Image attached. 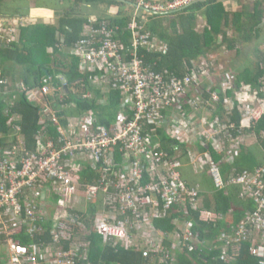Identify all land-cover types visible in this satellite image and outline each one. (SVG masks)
<instances>
[{"label": "trees", "instance_id": "trees-1", "mask_svg": "<svg viewBox=\"0 0 264 264\" xmlns=\"http://www.w3.org/2000/svg\"><path fill=\"white\" fill-rule=\"evenodd\" d=\"M11 1L13 0H0V19L28 18L41 6H51L47 14L56 17L53 23L41 19L22 25L16 30L12 29L13 39L8 44L0 40V136L9 133V119L20 115V134L27 151L31 153H37L40 146L46 147L50 144L54 149L62 148L64 142L59 139L64 138L66 131L73 136L78 129V123L86 117L91 120L92 132H96L99 127L111 131L114 126L128 124L135 117V111L131 110L129 103L123 106L125 96L119 83L114 86L112 80L106 83H102L103 80L97 82L95 78L100 73L89 69L83 71L81 61L71 56L67 50L83 38L82 29L90 23L98 27L106 20L110 28L116 29L115 40L119 41L120 37L122 42L130 43L128 24L135 17L150 35V41L157 44L155 50H140L145 62L155 73L161 75L165 81H171L173 77L182 79L191 71L200 70L199 64L205 67L201 63L205 61L210 76L216 82L212 85L205 82V86H199L201 89L204 86L202 92L192 98L196 106L185 104L181 111L175 110L184 117L194 114L193 112L200 114L202 109L210 111L209 120L214 124V136L212 140L203 138L201 142L205 144L204 147L200 143L202 147L197 145V149H193H196L195 152H192V143L179 142L170 134L172 126L168 123L151 124L144 119L140 122L141 138L144 141L148 139L149 143L146 142L138 148L135 146L137 149L130 148L134 152L128 149V144L132 141L129 136L126 142L111 146L105 153L112 161L111 168L106 167L103 161L93 163L90 150L84 149L80 157L72 158L77 165V168L69 170L72 177L78 178L81 185H96L101 195L96 205L85 212H76L79 217L74 212L78 222L87 228L85 235L91 236L82 237L77 240V244L73 241L62 242L66 251L74 250L75 264H260V258L254 256L251 250L264 238V227L253 221L255 214L264 217V207L262 208L263 204L260 205L264 191L260 190L262 193L255 198L248 197L247 194L257 193V185L247 183V186H242L235 182L246 175L255 180L256 184L264 185V171H261L264 170V114L257 122L250 123V127H243L244 107L234 97L238 90L248 87L251 94L256 91V99L264 100V92L261 91L264 88V43L259 44L264 39V0H237L240 4L237 11L227 10L224 0H197L169 12L143 11L137 8L139 0H56L59 3L54 5L49 0H26L16 6H12ZM98 4L115 5L119 8L118 13L109 15L104 11L102 14L105 20H91L96 12L92 8ZM200 17L204 22L201 29L198 27ZM4 28L9 29L10 26L4 25ZM162 46L165 48H161ZM248 46L253 51L260 47L258 57L250 63L245 58L235 67L233 63H236V59L241 60L240 56ZM221 48L235 58L217 62L214 54L217 55ZM216 71L222 72L221 80L214 75ZM60 74L66 76V84L58 77ZM47 75L52 76L54 92L43 96L45 104L40 105L28 98V92L39 91ZM223 82L232 83L231 88L226 89ZM89 92L90 96H86ZM62 93L63 99L56 96ZM214 93L217 101L212 99ZM198 114L194 115L199 116ZM55 117L58 118L57 123L54 121ZM16 142L13 139L10 146L17 145ZM212 142H216L218 148H214ZM236 142V153L227 149ZM141 148L151 154H163L158 167L152 162L148 163V156L140 152ZM137 150L140 153L136 154ZM199 152H209L211 160L219 164L224 184L222 189L216 188L212 180L209 185L204 176L200 178L193 157ZM66 160L70 162L71 158L67 156ZM168 160L178 163L175 170L180 174L181 181L188 189L197 190L202 204L209 205L213 200L215 204L214 207L205 206L206 209L202 207L192 210L191 206L187 207L191 214L192 235L199 241V247L195 248L190 240L183 239L184 234L171 224L167 226V230L174 235L171 240L162 242L169 250H163L157 255H168L173 245V258L143 263L141 253L122 249L120 242L97 237L93 220L100 210L111 208L104 204L103 194L125 190L118 188L117 184L120 181L119 176L128 172L127 167L130 168L138 162L145 169L153 170L156 167L166 170L165 164ZM146 176L151 182L159 184L157 174L152 176L148 172ZM195 176L200 178L199 184H195ZM159 208L160 222L168 224L180 209L178 204L173 203L163 216L161 212L164 210H161V206ZM209 209L212 211H208ZM201 211L214 213L215 216L210 220H202ZM129 216L133 218L132 212ZM227 217L232 220L229 225L225 222ZM53 224L48 223V227H53ZM74 226H71L73 234L76 237L83 235ZM15 238L23 245L40 244V240L48 244L52 242L48 235L42 238L37 236L40 239L33 240L26 232ZM5 241V236L0 234V245H5ZM0 258L5 259L7 255L0 251Z\"/></svg>", "mask_w": 264, "mask_h": 264}, {"label": "built area", "instance_id": "built-area-1", "mask_svg": "<svg viewBox=\"0 0 264 264\" xmlns=\"http://www.w3.org/2000/svg\"><path fill=\"white\" fill-rule=\"evenodd\" d=\"M194 1L197 0H139L137 8L150 12H169L183 8ZM128 27L131 42L126 44L114 39L116 29L110 28L107 22L103 21L98 27L90 23L85 27L83 38L77 42L72 52L81 59L86 68L92 72L100 73V76L95 78L97 82L103 80L102 83H106L112 80L114 86H118L119 83L125 96L123 106L129 103L131 110L135 111V117L131 122L119 127L116 125L111 131L105 127H99L96 132H92L91 120L86 117L78 123L75 133L77 140L66 139L65 146L60 149H54L52 144L46 147L40 146V151L37 154L27 151L24 146L15 145L7 153L0 148V234L6 238V244L0 245V251L3 255H7L5 259L0 258V264H75L74 250L66 251L62 242L73 241L77 244V240L87 236L85 235L87 228L84 224L79 223L74 216L62 213L55 217L50 230L52 238L50 244L41 240L39 247L34 244L23 245L19 239L15 238L23 230L31 238L45 236L38 227V223L42 224L44 221L42 212L37 210V205L32 199L26 201L25 207L20 203L19 199L25 195L26 190L35 189L38 186H48L54 194L59 196V203L63 207L69 206L70 200L77 198L79 193H82L87 203H93L94 199L98 197L99 188L96 185H81L73 179L66 160L67 156L71 159L77 158L81 156L82 150H90L93 163L103 161L106 167L111 168L112 161L105 154L111 146H116L119 142H126V138L129 136L132 138L128 144L129 150H132L130 148L137 149L146 142L149 143L148 139L144 141L141 138L140 122L144 119L151 124L157 122L159 125H166L168 123L172 126L169 132L175 139H178L179 142H189L187 136L183 134L182 123H178L179 119H182L181 114L175 110L181 111L185 104L196 106L192 98L199 95L205 86L202 89L199 88L201 85L197 81L200 74L197 71H191L182 79L173 77L171 81H165L145 62L140 53L142 48L155 50L157 44L150 41V35L145 32L144 26L139 24L135 17L131 19ZM203 77L208 79L209 85L214 84L215 80L211 76L203 75ZM51 79L52 76H45L40 90L29 91L28 98L36 101L39 94L42 96L50 94L53 91ZM222 85L226 89L231 88V84L228 82L227 84L223 82ZM212 97L213 101H217L216 93L212 94ZM243 107L242 115L245 120L243 127H250V123L257 122L264 114V112L260 114L259 108H254L251 105H243ZM54 121L57 123L58 118L55 117ZM206 124L211 129L210 135L213 137V122ZM200 136L199 141L204 144L201 140L205 138V135ZM213 145L218 148L216 142ZM235 145L237 142L230 145L233 147L231 150L236 149ZM132 151L135 152V150ZM76 152L78 153L76 154ZM140 152L144 156H148L146 159L149 164L152 162L157 167L158 162L163 159V154H151L145 148H141ZM140 152L137 150L136 154ZM194 162L199 170L205 171L209 175L216 188H223L219 165L216 162H213L206 154L197 156L196 159L194 158ZM176 167H178V163L170 160L165 164L166 170L156 167L153 170L145 169V166H141L138 162H135L130 168L127 167L128 172L119 176L120 181L117 184L118 188L125 190L119 193L104 194V204L111 208L100 212L101 215L93 220L95 231L100 235L125 238L126 230L112 224L115 222V212L126 213L129 210H143L144 212L150 211L157 218H161L159 207L161 206V210H164L161 214L165 216L166 210H169L175 203L179 205L180 209L176 212L178 217L173 218L172 224L176 226L177 223L178 230L184 234L183 239L190 240L191 244L195 245L196 239L191 231L192 224L183 222L181 225L179 222L190 216L187 210L188 206H191L192 210L202 208V199L196 189H188L181 181L180 174L175 170ZM148 172L152 176L155 174L159 176V184L149 180V177L146 176ZM235 183L242 186H247V183L257 185L259 190L257 193H250V197L255 198L264 191V185L256 184L255 180L249 179V176L246 175L239 177ZM260 205L262 208L264 207V198ZM214 216L213 213H205V217L209 220ZM254 216L256 218L253 221L264 227V217L256 214ZM127 222L129 223V221ZM71 226L78 228L83 235L76 237ZM244 232L246 231L244 230ZM192 239H194L193 242ZM251 253L260 258V264H264V238L251 250ZM42 258L46 259L45 263L41 260Z\"/></svg>", "mask_w": 264, "mask_h": 264}, {"label": "crops", "instance_id": "crops-1", "mask_svg": "<svg viewBox=\"0 0 264 264\" xmlns=\"http://www.w3.org/2000/svg\"><path fill=\"white\" fill-rule=\"evenodd\" d=\"M156 1H159V0H156ZM224 4H225V6L227 7V8H229V9H227V10H232V11H237V10H239L240 9V4H238V2H237V0H224ZM92 6V5H91ZM93 7V6H92ZM50 10V9H49ZM92 10H96V12H95V14L94 15H92L91 16V20H98V21H100V18H102L103 20H105L104 18V15L102 14L104 11L105 12H107L109 15H115V14H117L118 13V10H119V8L117 7V6H115V5H112V6H108L107 4H98V6H95V7H93L92 8ZM104 12V13H105ZM49 13H51L52 14V12H50L49 11ZM47 15V14H46ZM34 16H36V15H34ZM15 19H17V18H15ZM32 19H33V21L34 22H36V21H38V20H41V19H43L44 21H46V22H51V23H53V22H55L56 21V17L53 15L50 19H46L45 18V16H36L35 18H33L32 17ZM49 20V21H48ZM106 21V20H105ZM203 20L201 19V17L199 18V23H198V27L201 29L202 28V25H203ZM6 30L7 29H5L4 28V26H0V40L2 41V42H4L5 41V39H6V37L8 36V34H7V32H6ZM84 32H85V26L83 27V29H82V33H81V36H83L84 35ZM6 35V36H5ZM5 36V37H4ZM1 37H4L3 39H1ZM81 39V38H80ZM79 39V40H80ZM121 39H125V40H127L128 38H124V37H121ZM78 40V41H79ZM77 41V42H78ZM119 41H121L122 42V40H120V37H119ZM125 43V42H124ZM8 44V43H7ZM126 44H129V43H126ZM74 46H75V44L72 46V47H70L69 49H67L68 51H69V53L71 54V56H73V57H75L78 61L80 60L81 61V59L78 57V56H76L75 54H73V52H72V50H73V48H74ZM63 48H65V45H63ZM79 61V62H80ZM81 68H82V70L83 71H88V68H86L85 66H84V64L82 63V61H81ZM195 71H197L198 73L200 72V70H197V69H195ZM208 72H209V70H208ZM200 74V73H199ZM210 74V73H209ZM216 74H218V73H216ZM62 75H64V74H60V75H58V77L62 80V82H63V78H62ZM201 75V74H200ZM215 75V74H214ZM65 76V75H64ZM216 76V75H215ZM217 78H219V77H222L221 75H218V76H216ZM65 78H66V76H65ZM200 78V77H199ZM67 79V78H66ZM54 92V91H53ZM57 97H59L60 99L62 98H64V94L62 93V94H58V95H56ZM86 96H90V92L88 93V95H86ZM37 104H42V105H44L45 104V100H44V97L43 96H39V98H38V101L36 102ZM61 110V109H60ZM202 111H204V112H207V110L206 109H202L201 111H200V114H198V113H196V112H193L194 114H198L199 116H196V115H194V114H190V115H188L187 117H184V116H182L181 115V118L183 119V120H189V119H193L194 121H196V120H199L203 115H202ZM208 118V120H209V116L207 117ZM21 116L19 115L18 117H15V115L13 116V117H11V119H9L10 121H9V123H10V125H11V128H10V131H9V133L8 134H4V136H0V148H1V150L3 151V152H10L12 149H13V147H11L10 145H12V143H13V139H15V140H17V142H16V144H17V146H19V147H22V146H24L25 147V144H24V141H23V138H22V136H21V134H20V128H21V125H20V121H21ZM210 121V120H209ZM252 124H253V122H252ZM187 138L189 139V142L190 143H192L191 144V148H192V150L196 147V149H197V145H199V146H201V144H200V141H199V136L198 135H189V136H187ZM66 139H71V140H76V134L74 133V135L72 136L71 135V133L70 132H65L64 133V138H62V139H59L60 141H63L64 142V145H65V143H66ZM63 145V146H64ZM193 146V147H192ZM8 147V148H7ZM202 147V146H201ZM204 147V146H203ZM206 147V146H205ZM215 148V147H214ZM196 149H195V151H196ZM227 149L228 150H230V151H232V152H234V153H236V150H231V149H233V147L232 146H228L227 147ZM194 151V150H193ZM194 151V152H195ZM197 154H199L198 156H204L205 154L206 155H208L209 157H210V153L209 152H199V153H197ZM76 159V158H75ZM217 163V162H216ZM218 164V163H217ZM68 165H69V170L71 169H75V168H77V165L74 163V160H72L71 159V161L70 162H68ZM219 165V164H218ZM195 168H197V167H195ZM195 175H196V170H195ZM205 178H206V181H207V183L210 185V182H211V179H210V177H209V175L208 174H206L205 173V171H204V175H203ZM201 178V177H200ZM200 178L198 179V180H196V183L195 184H199L200 183ZM74 179V178H73ZM78 179V178H77ZM76 178L74 179L77 183H79L80 184V182L77 180ZM196 188H197V186H195ZM216 191H218L217 189H215ZM226 196V195H225ZM247 196L248 197H250V195L249 194H247ZM30 199H32L33 200V202L35 203V205H37V210L39 211V212H42L41 214H42V219H43V221H44V223H42V224H39L38 223V227H39V229H40V231L41 232H44V235H48L49 237H50V239L52 240V238H51V236H50V230H51V228L52 227H48V223H54V220H55V217L57 216V215H61L62 213H66V214H68V215H70V216H74L75 217V215H74V212L76 213H82V212H85V211H87L88 210V206H87V203H86V201H85V199H83V197H82V205H79V202H78V198H75V199H73L72 201L70 200V205L69 206H67V207H63L60 203H59V196H57L56 194H54L52 191H51V188L50 187H48V186H38V187H36L35 189H29V190H26V193H25V195L23 196L22 195V197L19 199L20 200V203H21V205L22 206H25V204H26V201L27 200H30ZM214 204H215V202H214V200H213V202L211 203V204H209V205H206V203H204L203 204V208L204 209H206L205 208V206L206 207H214ZM208 211H212V209H209ZM76 213V217H79V215ZM214 214V213H213ZM172 219H171V222L168 224V223H164V222H161V224H160V226H161V229L165 232V233H167L168 234V240H171V237L174 235V234H170L169 232H168V230H167V226H170L171 224H172ZM225 222H226V224L227 225H229V224H231L232 223V220L231 219H229L228 217L227 218H225ZM21 235V234H20ZM36 239H40V238H34L33 240H36ZM40 242H41V240H40ZM35 245H38V247H39V244H35ZM41 260H43V263H45L46 262V259L45 258H42Z\"/></svg>", "mask_w": 264, "mask_h": 264}, {"label": "clouds", "instance_id": "clouds-1", "mask_svg": "<svg viewBox=\"0 0 264 264\" xmlns=\"http://www.w3.org/2000/svg\"><path fill=\"white\" fill-rule=\"evenodd\" d=\"M32 17L35 18L34 15H30L28 18H17V19L14 18L15 19L14 22L15 23L19 22L21 24V26L27 25V24L33 22ZM19 20H24V21L26 20V22H21ZM12 29L16 30L15 28H13V26H10V28L8 30H6V32L8 31L7 34L10 38L12 36V32H11ZM12 39H13V37H12ZM161 48H165V47L162 46ZM37 101L38 100H36L34 102L36 103ZM87 184H89V183H87ZM99 196H101V195L99 194L98 197L96 199H94L93 203H87L86 202L87 206L93 207L94 205H96V203L99 199ZM103 197H104V194L102 195V198ZM83 199H84V197H83ZM103 211L104 210H100V212H103ZM100 212L96 214L95 218H97L98 216L101 215ZM130 212H132L133 218H130V216H129ZM206 212H208V211H201L200 217L202 220H207V218L205 217ZM189 215L190 216H187L185 218V220L179 222V224L182 225L183 222H190L191 223V221H190L191 214L189 213ZM175 217H178L177 213L171 219L173 220V218H175ZM114 219H115V222L111 221L112 224H115L113 226H120L122 230H126V237L125 238L110 237V236H106V235H100L96 232L97 237L101 236L105 240H114L116 242H120L122 244V249L128 250V251H133L137 254L141 253L142 258L144 259L143 263H151V262H155L159 259L161 261H166L170 258H173L174 249H175V248H173V245L171 246V251L169 252L168 255L167 254L164 256H158L157 255V253H159V252H156V247H157L156 242H158V241L161 242L162 249H166L167 251L169 250V249L165 248L163 246V243H162L163 240H168V234L165 233L161 229L160 218H157L152 212H150V211L144 212L143 210H141V211L129 210L126 213L115 212L114 213ZM127 221H129V223ZM175 227L178 229V226H175ZM93 229H95V228L93 227ZM25 232L26 231L23 230L21 234H23ZM87 236H91V235H87ZM162 249H161V251H163Z\"/></svg>", "mask_w": 264, "mask_h": 264}, {"label": "rangeland", "instance_id": "rangeland-1", "mask_svg": "<svg viewBox=\"0 0 264 264\" xmlns=\"http://www.w3.org/2000/svg\"><path fill=\"white\" fill-rule=\"evenodd\" d=\"M25 1L26 0H13L11 2H12V6H16V5H18L20 3H23ZM49 1L53 5L59 3V1H56V0H49ZM49 9L51 10V6H49V7L41 6V8H37L31 14L36 15V16L37 15L38 16H45L46 19H50L51 16L49 14H47V12H48ZM226 9H229V8L226 7ZM46 14H47V16H46ZM36 16H34V17H36ZM14 20H15L14 17H7V19H1L0 20V26L8 25V26H13V28H15V29H18L21 26V24L19 22H16L15 23ZM19 21L26 22V20L25 21L24 20H19ZM4 37H1V39H3ZM262 38H264V35L262 36ZM11 39H12V36H11V38L9 36H7L6 39H5V41H4V43H10L11 42ZM14 39H15V37H14ZM263 43H264V39H261L259 41V44L261 45ZM256 48L253 51L252 50V47L251 46H248L247 49L245 50L246 53L244 51V53L240 56L241 57V60L236 59L235 60L236 63H233L235 65V67H237V65L241 64L245 58H248L247 61L250 63L256 57H258V53H259L258 51H259L260 47H258L257 50H256ZM217 52H218L217 55L214 54L215 59H216L217 62H224V61H228V60H233L235 58L234 55H232L230 52H228L227 50H224L222 48L220 50H218ZM204 62H201V63L205 64V67L203 65H201V64L198 63L199 64L198 68L200 69V72L199 73L201 75H200V78L198 79L197 82L201 86L205 82H206V84L209 83L208 79H205L203 77V75L210 76V74L208 72V69L206 68V63H204ZM216 72L218 73V74H215L216 76L222 75V72L221 71H216ZM227 74H228V76L231 77L230 72H228ZM221 78L222 77H219V79H221ZM213 83L215 84L216 82L214 81ZM193 84L195 85V82H193ZM206 84H204V85H206ZM231 86H232V83H231ZM261 91L264 92V88H262ZM236 94L234 93V95H236L234 98L238 102L242 103V105H244V106L245 105H251L254 108H259L260 114L264 112V100H258V99H256V97H257L256 96V91L251 94L248 91V87H244V89L242 91L238 90L236 92ZM201 113H202L203 116L199 120L194 121L193 119H189V120H186L185 119V122H184V120L179 119V122L178 123H182V126H183V134L185 136H189V135H193L194 136L196 134V135L199 136V139H200V137H201L200 135H203L204 134L206 138L209 137V139L212 140V135H210V133H212V131H211V129L206 124V123H209L210 122L208 120V118H207L210 115V111H207V112L202 111ZM186 123H187V125H186ZM212 144H214V142H212ZM203 145H205V144H203ZM192 152H193V150H192ZM196 155L198 156L199 154H196ZM196 155L193 156L195 159L197 158ZM196 161L198 162V160H196ZM198 174H200V177L203 178L204 171L199 170V173ZM195 180H198V177L197 176H195ZM77 198H78L77 200L79 202V205H82V193H79L78 196H77ZM176 226H178L177 223H176ZM193 241H194V239H192V242ZM156 244H157L156 252H160L161 249H162L161 242L158 241V242H156ZM199 245H200V243L196 239L195 248L196 247H199ZM162 250L167 251L166 249H162Z\"/></svg>", "mask_w": 264, "mask_h": 264}, {"label": "water", "instance_id": "water-1", "mask_svg": "<svg viewBox=\"0 0 264 264\" xmlns=\"http://www.w3.org/2000/svg\"><path fill=\"white\" fill-rule=\"evenodd\" d=\"M46 74H49V72H48V71H46ZM62 78H63V83H64V84H66V83H67V79L65 78V76H64V75H62ZM216 92L218 93V92H219V90H216Z\"/></svg>", "mask_w": 264, "mask_h": 264}]
</instances>
